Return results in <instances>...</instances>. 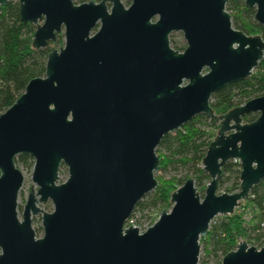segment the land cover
I'll return each instance as SVG.
<instances>
[{
    "label": "water",
    "instance_id": "water-1",
    "mask_svg": "<svg viewBox=\"0 0 264 264\" xmlns=\"http://www.w3.org/2000/svg\"><path fill=\"white\" fill-rule=\"evenodd\" d=\"M125 1L17 0L19 21L34 26L32 49L61 30L63 45L0 113V264H197L213 218L231 215L264 180V95L220 116L209 107L213 93L251 74L261 37L232 28L226 0ZM243 4L264 30V0ZM172 32L182 35L181 52L169 47ZM247 114L254 121L243 123ZM196 115L219 123L201 160L202 197L187 178L151 226L124 229L156 186L160 139ZM20 154L32 159L36 191L19 219ZM228 161L239 166L238 189L217 194ZM62 166L67 178L57 184ZM47 200L49 213L38 208ZM219 264H264V247L238 242Z\"/></svg>",
    "mask_w": 264,
    "mask_h": 264
},
{
    "label": "trees",
    "instance_id": "trees-1",
    "mask_svg": "<svg viewBox=\"0 0 264 264\" xmlns=\"http://www.w3.org/2000/svg\"><path fill=\"white\" fill-rule=\"evenodd\" d=\"M82 2L98 0H81ZM225 11L230 17L233 29L249 36V32L258 34L264 42V30L253 20V10L244 7L243 0H226ZM34 26L22 24L18 18L17 2L6 1L0 6V113L4 112L22 93L25 84L32 78L42 77L48 47L32 49L31 40ZM256 36V35H255ZM172 48L175 51V46ZM183 50V49H182ZM181 50V51H182ZM264 95V50L262 59L251 74L244 80L227 85L213 93L209 107L214 116L225 114L242 105L243 101ZM256 114L242 117L243 123L254 121ZM215 119L203 115L194 116L178 130L163 136L155 148L158 158L156 173L168 169H182L189 176L183 179L154 175L155 188L143 196L134 206L132 214L150 209L158 211L169 208V196L184 180L191 178L197 191L203 192L208 183L207 175L201 169V160L208 144L214 138L219 124ZM14 164L25 169L32 167V159L27 155H17ZM238 164L228 161L220 169L216 191L223 188L227 176L232 183L224 188L229 193L238 189ZM248 214L245 220L244 215ZM243 240L246 244H260L264 241V180L252 187L247 198L231 215L214 218L205 236L198 240L203 258L199 264H205V258L213 256L217 264L218 257L234 250L236 243ZM218 255V256H217Z\"/></svg>",
    "mask_w": 264,
    "mask_h": 264
},
{
    "label": "rangeland",
    "instance_id": "rangeland-1",
    "mask_svg": "<svg viewBox=\"0 0 264 264\" xmlns=\"http://www.w3.org/2000/svg\"><path fill=\"white\" fill-rule=\"evenodd\" d=\"M7 1L17 2V0H7ZM72 2L74 4L82 3L81 0H72ZM121 3L123 5V7H127L128 4H129L125 0H121ZM106 6L109 7L108 4H106ZM255 35L258 36V34L249 32V36H255ZM168 42H169V47L171 49L174 48L173 46H175V49H178L179 52H181V50L185 47V42H184L180 32H172V33H170L168 35ZM62 45H63V34H62V30H61V32L58 33L55 36L54 42L48 45V49L49 50L50 49L58 50L60 47H62ZM250 99H252V98H249L248 100H250ZM248 100L243 101V103H245ZM215 124L218 125L219 123L216 121ZM215 133L216 132L214 131V134ZM15 167L20 171L22 179H23L21 187H20V190L18 192V197H17V200H16V211H17L18 218L20 219V214H21V211H22V207H23V205L25 203L27 194L29 193V188L31 186L30 190L33 192V194H35L36 186L30 180L32 167L28 168V169H25V168H23L21 166H18V165H15ZM156 174L158 176H162L164 179H168L170 177H174V178H177V179H183V177L185 175L186 176L190 175L188 173L186 174V172L183 171L182 169H177V170L168 169L165 172H158V173L155 172L154 175H156ZM226 176H227L226 178L228 180H227V182L224 183L223 188H221V189L216 191L217 194L226 193V192H224V188L225 187H229L230 184L232 183V177H230V175L229 176L226 175ZM66 178H67L66 168L62 166V167H60L58 169L57 184L62 183L63 181H65ZM236 191L234 190V191L229 192V193H234ZM198 195L201 198L202 195H203V192H199ZM243 201L239 202V205H238V207L235 210L240 211V206L243 203ZM38 208L40 210H42L43 212H46V213H49V212L52 211V205H51L49 200H47L45 203H40L38 205ZM164 210H169V208H165ZM159 212L160 211H158L157 209H150V210H147V211H144V212H135L133 214V216L135 218V223H136V227L138 228V230L143 232L146 228L151 226L152 223L156 220ZM217 217H219V216H216L214 218H217ZM248 217H249L248 214L244 215L245 220H247ZM31 228H32L36 238H40L42 236V229H41V226H40V215L39 214L31 217ZM238 242H244V241L243 240H239ZM247 245L248 246H252V247H254L256 249H259L261 247H264V241L260 242V244H253L252 245L250 243V244H247ZM201 258H203V254H202V250H200V248H199L198 261L201 260ZM220 259H221L220 257L217 258V260H220ZM205 260L207 261L206 263L208 264V263H214V261L216 259L213 256H209V257L205 258ZM197 264H199V262H197Z\"/></svg>",
    "mask_w": 264,
    "mask_h": 264
},
{
    "label": "built area",
    "instance_id": "built-area-1",
    "mask_svg": "<svg viewBox=\"0 0 264 264\" xmlns=\"http://www.w3.org/2000/svg\"><path fill=\"white\" fill-rule=\"evenodd\" d=\"M232 162L236 163L235 161H232ZM236 164H237V163H236ZM130 226H131V227H134V228H136V229L138 230V228L136 227L135 218H134L133 214H131V216L125 221V223H124V225H123V228L126 229V228H128V227H130ZM138 232H139V233H142V231H140V230H138ZM220 260H221V259H220ZM220 260L218 261L217 264L220 263ZM205 264H207V263H205ZM208 264H214V263H208Z\"/></svg>",
    "mask_w": 264,
    "mask_h": 264
},
{
    "label": "flooded vegetation",
    "instance_id": "flooded-vegetation-1",
    "mask_svg": "<svg viewBox=\"0 0 264 264\" xmlns=\"http://www.w3.org/2000/svg\"><path fill=\"white\" fill-rule=\"evenodd\" d=\"M252 10H253V9H252ZM49 44H51V43H49ZM49 44H48V45H49ZM48 45H47V47H48ZM50 50H51V49H50Z\"/></svg>",
    "mask_w": 264,
    "mask_h": 264
}]
</instances>
